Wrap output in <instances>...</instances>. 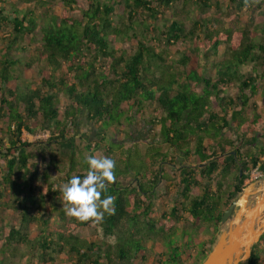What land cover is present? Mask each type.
Returning <instances> with one entry per match:
<instances>
[{
  "label": "trees",
  "instance_id": "trees-1",
  "mask_svg": "<svg viewBox=\"0 0 264 264\" xmlns=\"http://www.w3.org/2000/svg\"><path fill=\"white\" fill-rule=\"evenodd\" d=\"M177 3L192 5L189 19L174 17ZM228 3L249 13L257 7L264 21V0ZM229 5L223 8L218 0H0V264H18L6 252L20 246H36L40 264H58L55 255L61 254L72 264H145L148 241L161 249L157 264L205 259L213 238L197 242L198 233L218 228L240 192L239 178L244 185L253 170L264 175V29L256 27L251 35L225 28ZM227 45L236 51L229 66ZM173 46L180 48L179 55L169 59ZM20 51L31 52L33 59L22 63ZM13 60L18 68L35 70L37 82L26 83L17 69L9 71ZM26 84L34 89L28 92ZM123 110L132 117L130 125L117 124L116 136L123 139L104 142L102 125L116 122L111 112ZM143 120L149 139L155 130L159 139L145 153L127 131ZM82 121L94 125L93 133L78 135ZM35 126L48 138L22 140L23 131L35 134ZM155 146L168 151L151 150ZM169 150L182 161L170 159ZM147 154L154 173L150 188L126 176L140 177L143 167L136 173L124 164ZM86 155L107 156L117 165L115 183L101 196L117 197L116 212L99 224L68 222L57 205L59 185L72 176L83 178ZM158 158L166 167L155 166ZM170 181L176 184L175 205L156 217L151 199L160 185L166 198ZM46 207L65 228L49 226ZM6 210L18 215V226L3 221ZM33 225L37 235L30 233ZM73 227H100L105 239L116 241L79 239ZM261 244L264 235L240 264H263Z\"/></svg>",
  "mask_w": 264,
  "mask_h": 264
},
{
  "label": "rangeland",
  "instance_id": "rangeland-1",
  "mask_svg": "<svg viewBox=\"0 0 264 264\" xmlns=\"http://www.w3.org/2000/svg\"><path fill=\"white\" fill-rule=\"evenodd\" d=\"M220 3H222V7L226 8L227 5H229L228 0H218ZM259 5V4H257ZM263 6V4H261ZM190 6H192L191 4H187L186 6H183L182 3H177L176 4V8L174 9V17H178L181 19H189V16H187V13ZM25 7V6H24ZM264 7V6H263ZM229 10V13L226 14L225 16H223V20L225 22V28H229L233 31H235V33H238L240 29H245L246 31H249L251 33V35L253 34V30L254 28L258 27L259 31L264 29V21L262 20L263 18L260 16V11L257 9V7H255L252 10V13H249V10L243 9L242 11H238L234 6L229 5V8H227ZM261 10V8H260ZM55 11L57 14H59L60 12V7L59 5L56 6ZM173 12V11H172ZM172 12L170 11L168 14H172ZM249 13V17L244 18V15H248ZM240 18V19H238ZM238 19V20H237ZM263 21V22H262ZM35 44V43H34ZM227 49L229 48V51L226 50L225 48V59H224V63L225 66H229L231 63V58L233 57V55L235 54V50L230 48V45L226 46ZM179 51L180 48L178 46H173L171 48V50H169L168 52V58L172 59L175 58L179 55ZM224 51V46H220V53H223ZM133 54V48H131L130 51H128L127 56L128 55H132ZM20 60L22 63H27L29 62L31 59H33L32 53L29 51L26 52H19L18 53ZM38 56V54H37ZM32 57V58H31ZM10 65L12 66V64L14 63V65L9 69V71L12 72L15 71L16 69L21 73V68H18V63L13 62H9ZM22 77L24 76V78L28 79L27 81L24 82H32L35 83L38 80V74L35 70H27V69H22V73H21ZM27 87L28 92H31L34 87L33 86H28L27 84L25 85V88ZM111 116L113 117V121L116 122H106L105 124L102 125L101 129H104L106 132L107 137L105 138L104 142L110 143V141L113 140V142H118V139H123V135H119L116 136V130L118 129L117 124L118 122L120 124H124V125H130L131 123V119L132 117L128 116V113L126 111H122L120 113H115L114 111L111 112ZM150 116V115H149ZM147 115L146 118L149 117ZM131 118V119H130ZM144 122V121H143ZM134 124V123H133ZM145 125L142 122H138L136 123L134 126H131L129 129H127L128 134L130 135V137H132L133 140L137 141L139 140V149L142 153H145L147 151V148L149 145H151L152 142H154L155 144H159V139H158V135L157 134V130L153 131L151 134V139H149V134H143L145 131ZM35 133V132H34ZM226 135H228V133L226 132ZM49 134L48 132H41V131H37V133L33 134L32 136H28V134L26 132H24L23 134V139L25 140H31V141H44L48 138ZM131 139V140H132ZM79 141V140H78ZM125 142H131L130 139L129 140H125ZM116 148V147H114ZM157 149L161 150V152H166L168 151V147L167 146H162V147H151V150L157 151ZM169 157L170 159L174 160L175 157V161H182L181 160V155H179V153H175L174 150H169ZM176 154V155H175ZM97 156V155H95ZM149 157L150 154H147V156L143 157L141 159H136L135 157L132 158V162H131V166H128L127 163L125 164V167H131L136 173H137V169L138 167H143V170H141L139 172L140 177L136 176V174H126V176L128 177V179L133 180L135 177L138 178V180H140L142 182V184H145V187H149L153 186L154 184H151L150 181L153 179V175L154 173H152V170L150 168V164H149ZM263 160V159H262ZM138 162V163H137ZM0 164L2 165V163L0 162ZM156 167H166V165H164L162 163V161L158 158L157 162L155 163ZM254 171H252L250 173V177L249 179H247L244 184H247L251 181L254 180ZM134 184H136L135 181H133ZM226 185V183H224ZM168 187L170 189L169 191V195L165 198L164 193H165V185H160L159 187H157V189H155L156 193L154 195V197L151 199L152 201V205L154 208V214L156 217H158L161 214V211L163 210H170L171 207L173 205H175V189H176V185L174 183V181H170L169 183H167ZM147 188V189H149ZM154 191V192H155ZM142 199H145V196L141 195ZM182 203L179 202L178 204ZM51 204V203H50ZM57 205L58 207H63L61 200H60V196L59 199H57ZM51 208V205H50ZM50 208H45V212L47 213V217L50 218V222H49V226L53 227L54 225H59L58 227H63L61 222L58 221V217L56 213H51L50 215L48 214V212L50 213L51 209ZM43 212V210H42ZM5 215L3 216V221L4 222H8L14 226H18L19 225V220H18V215L16 213H14L12 210H6ZM67 217V216H66ZM72 218L67 217V221H71ZM64 224V223H63ZM203 227H205V224H203ZM65 228V227H63ZM73 229L76 232V236L79 239H83L86 241H107L110 243H115L116 241V237H111V238H107L105 239L103 237L102 234V230L100 227L94 228V227H73ZM218 231H219V227L218 228H214V227H210L208 228L206 231L205 229H203L202 232L198 233L197 236V242L199 241H209L211 238H213V242H215V240L217 239L218 236ZM37 228L35 225L31 226L30 228V233L31 234H36ZM37 235V234H36ZM209 243V242H208ZM259 243V242H258ZM257 243V244H258ZM263 244V243H262ZM261 244V248H264L263 245ZM151 245H154V247L151 250ZM17 250L15 251H8L6 252V257H11L12 260L15 263L18 264H40L38 261V254L40 253L39 249L35 246L33 249H31V247L28 246H20L16 248ZM191 254L194 255L196 253V249L191 248ZM161 251V249H159V246L157 243H152V241H148L147 242V259H146V263L145 264H157L156 263V259H158V253ZM12 253H16L15 257H12ZM68 257H66V255L61 254V255H55V259L58 262V264H72L71 261H69L67 259ZM192 260V259H191ZM189 260V261H191ZM263 264H264V260H263Z\"/></svg>",
  "mask_w": 264,
  "mask_h": 264
},
{
  "label": "water",
  "instance_id": "water-1",
  "mask_svg": "<svg viewBox=\"0 0 264 264\" xmlns=\"http://www.w3.org/2000/svg\"><path fill=\"white\" fill-rule=\"evenodd\" d=\"M240 180V192L223 212L217 239L200 264L247 262L264 234V176L244 185Z\"/></svg>",
  "mask_w": 264,
  "mask_h": 264
},
{
  "label": "clouds",
  "instance_id": "clouds-1",
  "mask_svg": "<svg viewBox=\"0 0 264 264\" xmlns=\"http://www.w3.org/2000/svg\"><path fill=\"white\" fill-rule=\"evenodd\" d=\"M245 5L248 0H244ZM87 171L83 178L72 176L59 185L60 200L64 214L78 222L102 223L105 215H115L117 197L101 198L108 186L116 181V161L107 156L86 155ZM55 191V190H53Z\"/></svg>",
  "mask_w": 264,
  "mask_h": 264
},
{
  "label": "crops",
  "instance_id": "crops-1",
  "mask_svg": "<svg viewBox=\"0 0 264 264\" xmlns=\"http://www.w3.org/2000/svg\"><path fill=\"white\" fill-rule=\"evenodd\" d=\"M12 53H14V51L12 52ZM19 53V52H18ZM22 69H24V68H21L20 70H21V73H22ZM23 81H27L28 79H26V78H24V76H23ZM143 121H145V120H143ZM143 121H138V122H142V123H144ZM137 122V123H138ZM39 128L38 127H32V131L33 132H35L36 133V131L38 130ZM77 133H78V135L81 137V136H83L84 134H86L87 132H90V133H93V131H94V125L93 124H91V123H87L86 121H82L81 123H80V126L79 127H77V129L75 130ZM24 132H26V131H23V134H24ZM27 133V132H26ZM90 133H88V134H90ZM149 134L148 133V130H147V127H145V131H144V133L143 134ZM23 134H22V136H23ZM28 134V133H27ZM91 135V134H90ZM28 136H30L29 134H28ZM22 140H25V139H23V137H22ZM264 159V158H263Z\"/></svg>",
  "mask_w": 264,
  "mask_h": 264
},
{
  "label": "built area",
  "instance_id": "built-area-1",
  "mask_svg": "<svg viewBox=\"0 0 264 264\" xmlns=\"http://www.w3.org/2000/svg\"><path fill=\"white\" fill-rule=\"evenodd\" d=\"M254 171V173H255V175H254V180L255 179H259V178H261V177H263L264 175H262L261 173H259L257 170H253Z\"/></svg>",
  "mask_w": 264,
  "mask_h": 264
},
{
  "label": "flooded vegetation",
  "instance_id": "flooded-vegetation-1",
  "mask_svg": "<svg viewBox=\"0 0 264 264\" xmlns=\"http://www.w3.org/2000/svg\"><path fill=\"white\" fill-rule=\"evenodd\" d=\"M263 235H264V234H263ZM263 235H262V236H263ZM262 236H261V237H262Z\"/></svg>",
  "mask_w": 264,
  "mask_h": 264
}]
</instances>
